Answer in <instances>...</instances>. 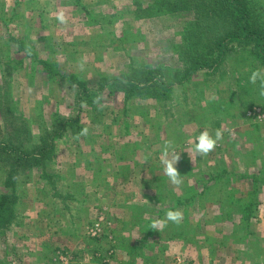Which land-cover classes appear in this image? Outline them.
<instances>
[{
  "label": "rangeland",
  "instance_id": "1",
  "mask_svg": "<svg viewBox=\"0 0 264 264\" xmlns=\"http://www.w3.org/2000/svg\"><path fill=\"white\" fill-rule=\"evenodd\" d=\"M168 1L0 0V144L28 151L43 129L72 117L80 126L45 139L55 148L42 168L17 172L0 264H264V97L249 83L264 65L253 45L236 44L211 64L215 35ZM250 2L264 30V0ZM206 60L211 68L186 76ZM71 75L91 89L121 77L132 90L79 108ZM217 129L215 150L193 157L195 138ZM167 140L180 154L178 188L161 162ZM13 160L0 156V201ZM169 210L180 223L153 229Z\"/></svg>",
  "mask_w": 264,
  "mask_h": 264
},
{
  "label": "trees",
  "instance_id": "2",
  "mask_svg": "<svg viewBox=\"0 0 264 264\" xmlns=\"http://www.w3.org/2000/svg\"><path fill=\"white\" fill-rule=\"evenodd\" d=\"M167 7L172 11L180 12V11H190L195 12L198 17H201L204 21H202V26L205 28L206 32L209 34H213V41L211 52H213V57L211 60L212 63H216L220 61L219 59H225V54L228 51L229 45H239L243 50H246L247 46H252L257 53V56L261 59V64L264 65V30L256 23L253 18V9L255 7L252 6L250 0H169L166 2ZM160 5V4H159ZM184 56L180 57H185ZM212 60H214L212 62ZM206 60L205 62L199 61L196 63H192L189 71L186 72V76L190 77L192 74L199 70L200 68H211V65ZM73 83L77 88V106L81 108L82 102H86V104L90 101L101 100L102 96L106 95V97H111L116 95V93L122 91L128 93L127 84H124V80L121 77H115L112 79L106 77H98L96 82V88H89L88 83L85 80H80L76 76L71 75ZM145 84H148L147 88H157V82L151 80L149 77L144 79ZM149 82V83H148ZM133 88H137L138 90H134L135 93L142 94L146 89H142V86H132ZM132 90L131 87H128ZM133 92V91H132ZM79 120L78 117H72L67 119L64 122L62 131H57L58 129H51L47 131L43 129L44 135H48L42 138L41 143L37 145L35 148L24 151L22 149L16 150V148H10L9 146H5L4 144H0V156H7L8 160L13 157L14 160L10 162V169L5 177L4 189L8 191L5 193L2 201H0V215L6 216L4 228L6 225L10 224V222L14 219V210L5 205L8 200H15L16 196V174L22 168L26 167H37L38 169L42 168L47 160L49 161L51 157V153L53 152L55 146L54 143H47L45 139H47L50 135L55 138H61L67 132L75 133V128L80 130V126L78 125ZM76 126H73V125ZM59 132V133H58ZM52 141V139H51ZM54 141V139H53ZM52 141V142H53ZM16 152L17 155H13V152ZM14 156H17L16 158ZM5 159L3 162H7ZM43 178H47L45 174L41 173ZM10 190V191H9ZM246 216L245 220L250 219V215L252 214L251 204L246 206ZM3 216H0V221L2 222Z\"/></svg>",
  "mask_w": 264,
  "mask_h": 264
},
{
  "label": "clouds",
  "instance_id": "3",
  "mask_svg": "<svg viewBox=\"0 0 264 264\" xmlns=\"http://www.w3.org/2000/svg\"><path fill=\"white\" fill-rule=\"evenodd\" d=\"M57 20L63 24L65 23L64 14L61 12L57 15ZM30 54V53H29ZM259 81V95L264 97V69H255L249 76V83L256 85ZM94 103L99 102V98L93 101ZM86 102H82L84 106ZM87 128L81 130L79 135H86ZM223 139V132L217 129L213 136L207 130L202 131L199 136L195 138V143L191 149L193 157L207 156L210 152L214 151L219 141ZM162 164L164 167V174L168 177L170 183L177 188L183 183L182 176L177 170V163L180 159V154H177L174 150V142L167 140L164 143L162 152ZM147 160H145V163ZM183 218L182 212L179 210H169L164 219H156L152 222L151 227L153 229L162 230L167 227L169 222L179 224Z\"/></svg>",
  "mask_w": 264,
  "mask_h": 264
},
{
  "label": "built area",
  "instance_id": "4",
  "mask_svg": "<svg viewBox=\"0 0 264 264\" xmlns=\"http://www.w3.org/2000/svg\"><path fill=\"white\" fill-rule=\"evenodd\" d=\"M264 117V115H262ZM104 227V220H97L89 229L88 234L90 237L95 238L96 236H100L102 233V229Z\"/></svg>",
  "mask_w": 264,
  "mask_h": 264
}]
</instances>
